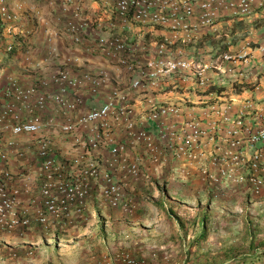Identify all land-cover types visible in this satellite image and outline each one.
Here are the masks:
<instances>
[{
    "label": "built area",
    "instance_id": "2783aa9c",
    "mask_svg": "<svg viewBox=\"0 0 264 264\" xmlns=\"http://www.w3.org/2000/svg\"><path fill=\"white\" fill-rule=\"evenodd\" d=\"M259 11L264 0H0V262L16 257L4 236L80 229L95 195L134 212L125 178L141 179L144 158L129 160V146L186 182L263 197L264 68L249 67L256 50L264 60V43L224 42L226 27ZM36 33L67 36L128 82L102 97L104 73L89 85L64 68L29 83L6 77L7 58L30 55ZM206 45L216 51L209 61L189 52ZM76 132L84 153L66 158L56 138ZM106 264L148 263L121 253Z\"/></svg>",
    "mask_w": 264,
    "mask_h": 264
},
{
    "label": "crops",
    "instance_id": "0c3cea01",
    "mask_svg": "<svg viewBox=\"0 0 264 264\" xmlns=\"http://www.w3.org/2000/svg\"><path fill=\"white\" fill-rule=\"evenodd\" d=\"M27 2L31 3L33 0H27ZM244 23L245 21L236 22L232 25L231 31L226 27L228 36L227 40L224 42L231 44L230 46L227 44L226 47L235 50L241 47L247 40H251L255 48L260 43H264V31L259 33L260 29L264 28L263 12L259 11L251 21H248L249 31L247 33L241 32V30L246 29ZM247 36L249 38H247ZM32 41L33 49L30 55L27 56L19 51L17 54L15 53L7 58L2 71L6 77H12L19 79L23 83H29L38 74H44L49 77L58 69L64 68L71 70L74 76H77L83 83L89 85L88 83L91 77H98L99 74L104 73L109 76V80L103 89L104 91L101 93L102 97H105L115 88L124 87L128 82L129 77H127V72L123 68L109 62L102 56L88 54L82 48L73 44L67 36L61 35L49 39L46 35L36 33L33 35ZM53 48L57 49L56 53H52ZM226 49L227 48L224 50ZM255 55V61L249 68H264V60L258 50L255 51ZM114 132L118 141L128 142L124 132V125L119 127L115 125ZM79 135L83 136L80 132H76L62 139L56 138L55 143L57 149L60 150L66 158H73L80 153H84V148L82 146L74 144L75 139L78 138ZM24 139H26L24 142L29 140V138ZM27 145L29 146V144ZM126 157L131 161L144 158L142 163V176L139 181H134L129 176L126 177V173L125 175L121 174L123 177H126L124 178L127 184V193L136 203L137 207L132 213H127L121 209L107 208L101 203L100 196L95 195L91 206L92 216L91 219L89 218L87 226L84 229L82 227L78 229L79 231L81 230L78 233H75V230L69 233L75 238L85 237L84 235L93 238L89 241L80 239L75 243L74 247L86 245L85 247H88L90 251V256H76L77 258H73L74 264H77L76 260H78V263L82 264H104L108 255L112 257L121 253H128L138 258H150V253H152V251H157V245H153L152 247L155 249L151 250V245L149 243L151 235V239L156 237L155 233L151 232L147 226H144V223L151 217L157 220V200L159 202L165 201L163 189L160 188L156 190L154 185H163L164 181H168L170 186L176 187L173 189L176 195L179 190L178 188L183 189L184 186L187 185V182L186 179H184L182 180L185 184H183V186L180 184L177 185V183L173 184L171 182V180H173L171 169L153 165L149 161L144 147L140 145L129 146ZM10 164L11 170L17 171L19 169L15 158H12V163ZM186 188L187 187L184 189ZM190 195H192V193H190ZM147 201H151L152 203H147ZM172 201H176L174 196ZM97 215L98 217H105V231L107 234L102 240H98L94 230V217ZM36 227L37 226L23 238L24 241H31L27 242L28 246H20L18 236L7 235L3 237V240L9 243L10 250L18 249L24 251L22 249L26 250V247H36L37 249V251H35L37 255H34L31 260L27 259L28 255H25L24 252L21 254V257L16 259H7L6 257V264H49V262L52 261H55L54 264H58L54 255L55 252L46 254V252L43 251L46 249L48 243L35 240L36 237L34 236L37 232H40L36 231ZM88 242L89 245H87ZM152 256L156 257L157 254Z\"/></svg>",
    "mask_w": 264,
    "mask_h": 264
},
{
    "label": "rangeland",
    "instance_id": "374dc122",
    "mask_svg": "<svg viewBox=\"0 0 264 264\" xmlns=\"http://www.w3.org/2000/svg\"><path fill=\"white\" fill-rule=\"evenodd\" d=\"M245 19L246 29L241 32L247 33L248 21H251L253 17ZM263 31L264 28L260 29L259 33ZM211 50L212 48L208 45L203 48L196 46L189 48V52L199 54V58L207 61L216 55V51L210 52ZM172 178L173 184L183 186L184 178L175 174H172ZM154 186L156 190L163 189L165 201L157 200V220L151 217L144 223V226L156 235L152 239V235L150 236L151 250L155 249L153 245H157V251H152L150 258H143L148 264H264V196L252 198L239 191L234 195L227 194L229 196L223 197L222 195L227 193L226 189H220L216 190L212 197L202 185L189 182L184 186V188L187 187L186 189L178 188L176 195L173 192L176 187L170 186L168 181H164L163 185ZM173 196L176 201H172ZM149 202L152 203L147 201ZM204 212H207L205 221L207 237L197 243L203 228L200 217L202 218ZM94 218L96 236L98 240H102L107 234L105 217L97 215ZM88 223L89 221L82 228L84 229ZM35 229L40 231L34 236L35 240L48 243L43 251L46 254L55 252L58 264H74L73 258L76 256H90L86 245L74 247L80 239L91 240L92 237L88 235L75 238L67 233L51 235L41 232L39 227ZM80 231L76 230L75 233ZM27 242L31 241L19 238L20 246H28ZM4 243L8 252L16 253L15 259L21 257L24 252L25 255H28L30 251L33 252L32 255L27 256L29 260L37 255L35 246H33L35 248L22 249L24 251L10 250L9 243L5 241ZM154 254L157 256L153 257ZM7 255V259H10ZM110 256L108 255L107 258L115 257V255ZM6 263V258L0 262V264ZM54 263L55 261L49 262V264ZM76 263L82 264L78 263V260Z\"/></svg>",
    "mask_w": 264,
    "mask_h": 264
},
{
    "label": "trees",
    "instance_id": "16d2710c",
    "mask_svg": "<svg viewBox=\"0 0 264 264\" xmlns=\"http://www.w3.org/2000/svg\"><path fill=\"white\" fill-rule=\"evenodd\" d=\"M192 184H195V183H192ZM200 185H202L203 187H205V189H207V190L209 191V193H210L209 196L211 195L212 197H213V195L216 193V190H220V188H216V187H213V186H208V185H206V184H200ZM225 191H226L227 193L224 194V195H222L223 197L229 196V195H227V194H233V195H234L233 187H232V188L229 187V188L226 189ZM206 213H207V212H204L202 218L200 217V223H202L203 228H202V232H201L200 235L198 236V241H197V243H200V241L204 240V239L207 237V229H206V226H205ZM174 216H175V215H174ZM176 216H177V215H176ZM117 255H118V254H117ZM117 255H115V257H116ZM115 257H114V258H115ZM109 259H113V258H106L104 264H106V260H109Z\"/></svg>",
    "mask_w": 264,
    "mask_h": 264
}]
</instances>
